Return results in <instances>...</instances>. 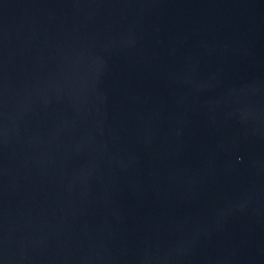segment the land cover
<instances>
[{"label":"water","instance_id":"water-1","mask_svg":"<svg viewBox=\"0 0 264 264\" xmlns=\"http://www.w3.org/2000/svg\"><path fill=\"white\" fill-rule=\"evenodd\" d=\"M0 264H264V0H0Z\"/></svg>","mask_w":264,"mask_h":264}]
</instances>
